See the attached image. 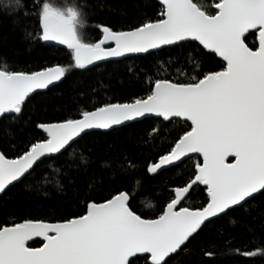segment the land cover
<instances>
[{
	"label": "snow or ice",
	"instance_id": "6c2138e0",
	"mask_svg": "<svg viewBox=\"0 0 264 264\" xmlns=\"http://www.w3.org/2000/svg\"><path fill=\"white\" fill-rule=\"evenodd\" d=\"M19 6L20 0H7L5 8L15 11ZM213 6L209 12L197 0H144L143 8L136 5L138 12L119 29L94 25L99 38L85 42L78 34L77 10L34 0L38 39L66 46L73 69L91 71L89 66L100 61L158 58L190 48L185 60L191 72L147 77L143 96L98 103L80 109L77 118L37 124L41 139L25 142L13 158L0 151V195L32 185L42 164L65 157L93 130L104 135L127 130L139 136L137 125L145 121L152 122L151 136L160 133L162 124L176 129L146 165L147 173L159 175L186 161L192 162V171L184 183L168 190L165 205L151 218L138 213L132 192L116 189L102 202L85 195L84 210L71 217L0 226V264H172L210 225L247 212L253 201H264V0H214ZM150 8H159L155 18ZM249 35L257 42L252 46L246 43ZM201 56L218 57L220 69L205 71ZM68 74L58 64L35 71L0 70V128L12 136L7 130L23 119L33 94L60 87ZM229 157L234 159L229 162ZM81 160L87 173L88 160ZM202 186L203 203L186 206ZM33 237H42L43 246H29Z\"/></svg>",
	"mask_w": 264,
	"mask_h": 264
},
{
	"label": "trees",
	"instance_id": "16d2710c",
	"mask_svg": "<svg viewBox=\"0 0 264 264\" xmlns=\"http://www.w3.org/2000/svg\"><path fill=\"white\" fill-rule=\"evenodd\" d=\"M45 2L56 9L77 10L80 14L78 34L85 42H96L100 33L94 25L110 24L119 29L122 21L138 12L136 5L143 8L144 0ZM156 2L151 0L153 4ZM197 2L209 12L214 11V0ZM6 3L7 0H0V70L35 71L58 64L67 68L69 73L66 83L60 87L33 94L23 119L8 128L12 136L0 128V151L6 152L9 158L23 151L25 142L42 138V132L36 127L39 123L56 122L63 117L77 118V112L82 108L91 109L103 102H128L143 96L147 77L172 78L191 72V66L185 60L190 48L162 53L158 58L109 60L90 67L91 71L73 69L70 65L74 62L68 49L38 39L39 21L34 0H20L15 11L6 10ZM147 11L155 18L159 8ZM26 32L31 35L26 37ZM246 43L252 46L257 42L249 35ZM199 59L205 71L220 69L218 57L201 56ZM69 84H75V90H70ZM79 92L84 93L83 97L77 95ZM151 123L145 121L137 125L139 136L128 134L127 130L107 135L92 131L70 148L65 157L46 161L38 169L39 175L32 185L23 191L16 188L0 195V226L24 219L54 222L65 216L71 217L84 210L82 201L85 195L102 202L116 189L132 192L138 213L149 218L158 215L167 201L168 190L189 178L192 162L186 161L159 175L148 174L146 165L176 135L174 126L162 124L160 133L151 136ZM81 157L88 160L87 173L83 172L85 165ZM82 182L91 183V188H86ZM205 195L202 186L187 198L186 206H200ZM246 208L247 212L232 213L206 228L191 241L186 252L174 257L172 264H264V216L259 215L264 210V201H253ZM28 244L40 246L41 241ZM245 252H254L255 255L245 256ZM137 264L144 262L141 260Z\"/></svg>",
	"mask_w": 264,
	"mask_h": 264
},
{
	"label": "water",
	"instance_id": "95a60500",
	"mask_svg": "<svg viewBox=\"0 0 264 264\" xmlns=\"http://www.w3.org/2000/svg\"><path fill=\"white\" fill-rule=\"evenodd\" d=\"M44 42V41H43ZM45 44H49V45H53V46H56V47H60V48H66V46H63V45H59L57 42H44ZM120 59H123V58H116V59H110V60H120ZM106 61H109V60H105V61H100V62H97L96 65L98 64H101V63H104ZM53 66V65H52ZM95 66V65H94ZM89 67H93V66H89ZM40 70V69H39ZM40 91H45V90H38V92ZM40 130V129H38ZM41 131V130H40ZM93 131H96V130H93ZM97 131H102V130H97ZM42 132V131H41ZM234 159L233 157H229V162H231V160ZM35 240H40L41 241V245L40 246H31V247H42L43 246V238L42 237H33V239L31 241H29L28 243L30 242H33Z\"/></svg>",
	"mask_w": 264,
	"mask_h": 264
}]
</instances>
